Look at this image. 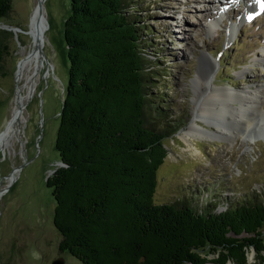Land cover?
Here are the masks:
<instances>
[{
	"label": "rangeland",
	"instance_id": "374dc122",
	"mask_svg": "<svg viewBox=\"0 0 264 264\" xmlns=\"http://www.w3.org/2000/svg\"><path fill=\"white\" fill-rule=\"evenodd\" d=\"M33 1L11 0V11L0 17V24L25 28ZM218 1L221 2H130L129 10L135 19L148 28L142 32V38L146 39L142 46L149 59L146 89L151 112L147 113L146 121L153 128L163 125L168 131L164 139L167 155L156 174L155 203L186 201L198 210L219 212L221 204L215 207L214 197L210 202L201 196L211 193L220 196L222 189L224 195L235 194V200L254 197L264 201V141L258 140L257 135L252 140H243L240 135L233 143L220 137L193 135L188 141L181 138L192 118L196 97L205 94V72L194 84L198 69L206 67L201 55L214 61L211 86L238 89L264 84V16H261L264 11L261 8L259 14L254 13L252 22L249 17L241 20V12L250 0H231L234 5L231 1L226 4L233 7L213 24L211 7ZM133 4L137 6L132 7ZM43 10L47 23L43 35L44 71L24 110V145L16 143V151L10 154L0 150V264H51L58 256L64 257L65 264H83L69 252L58 250L60 234L53 224L55 201L46 185L52 170L60 166L55 138L68 83L63 26L69 14V0H43ZM239 15L238 21L234 16ZM232 18L238 21L234 37L227 34ZM23 36L21 32L8 33V50L0 63V131L14 98L13 69L18 42ZM259 96L264 98V86L259 88ZM199 123L204 125L202 121ZM12 174L14 179L10 181ZM202 253L209 259L214 257L206 250ZM247 264L264 262L250 249Z\"/></svg>",
	"mask_w": 264,
	"mask_h": 264
},
{
	"label": "trees",
	"instance_id": "16d2710c",
	"mask_svg": "<svg viewBox=\"0 0 264 264\" xmlns=\"http://www.w3.org/2000/svg\"><path fill=\"white\" fill-rule=\"evenodd\" d=\"M130 2L69 0L68 83L55 138L64 165L46 179L58 250L83 264H247L250 249L264 262V201L237 200L221 212L155 203L168 131L146 121L148 28ZM11 6L0 0V17ZM8 33L0 29V63Z\"/></svg>",
	"mask_w": 264,
	"mask_h": 264
},
{
	"label": "bare ground",
	"instance_id": "6f19581e",
	"mask_svg": "<svg viewBox=\"0 0 264 264\" xmlns=\"http://www.w3.org/2000/svg\"><path fill=\"white\" fill-rule=\"evenodd\" d=\"M39 1L34 0L32 2L33 8L29 13L26 27L16 30L17 33L21 32L24 36L18 42L15 68L13 69L14 98L3 129L0 131V150L7 154L16 151V143L20 144L21 147L24 145L22 142L26 121L24 110L44 71L45 56L38 50L42 49L43 51V35L47 23L44 16L43 0L40 3ZM262 1H247L248 6L242 12V18H247L261 9ZM221 6L223 7V5ZM228 30L230 35H234L235 25H230ZM200 59L206 63V67L198 69L194 84L200 80L201 72H205V94L196 97L191 111L192 118L186 128L183 129L181 138L188 141L193 135L204 136L209 139L220 137L230 143L235 142L240 135H242L243 140H252L254 135H257L256 138H258V134L252 126H256L257 120L255 119L257 113L260 112L258 106L261 104L259 87L244 86L237 89L211 86L209 82L210 72L214 67V61L205 55H201ZM235 102L238 104L235 105ZM199 121L204 122V125L200 124ZM194 149L196 152L199 151L198 148ZM22 150L20 149L19 152L22 153ZM18 169L19 167L16 166L15 171ZM10 178V181L14 179V174L10 175Z\"/></svg>",
	"mask_w": 264,
	"mask_h": 264
},
{
	"label": "water",
	"instance_id": "95a60500",
	"mask_svg": "<svg viewBox=\"0 0 264 264\" xmlns=\"http://www.w3.org/2000/svg\"><path fill=\"white\" fill-rule=\"evenodd\" d=\"M40 2H41V0L39 1V3ZM0 28L6 29V30H11L12 32H15L18 29L17 27H14V26H11V25H7V24H0ZM38 51L43 54L42 49L41 50L39 49ZM58 164L59 165H64V163L61 160L58 161ZM53 171H54V169L52 170V172ZM51 264H65V259H64L63 256H58L51 262Z\"/></svg>",
	"mask_w": 264,
	"mask_h": 264
},
{
	"label": "snow or ice",
	"instance_id": "6c2138e0",
	"mask_svg": "<svg viewBox=\"0 0 264 264\" xmlns=\"http://www.w3.org/2000/svg\"><path fill=\"white\" fill-rule=\"evenodd\" d=\"M262 10H264V5H262ZM257 14H259V13H257ZM249 19H252V17L249 16Z\"/></svg>",
	"mask_w": 264,
	"mask_h": 264
}]
</instances>
